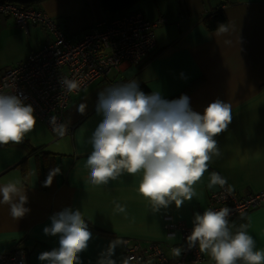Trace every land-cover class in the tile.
Wrapping results in <instances>:
<instances>
[{"label": "crops", "instance_id": "crops-1", "mask_svg": "<svg viewBox=\"0 0 264 264\" xmlns=\"http://www.w3.org/2000/svg\"><path fill=\"white\" fill-rule=\"evenodd\" d=\"M28 5L73 40L109 17L100 0ZM128 10L163 20L155 46L71 96L67 133H52L25 104L0 103V138L44 153L0 147V253L19 246L26 264H126L130 238L174 244L168 256L179 260L183 240L167 236L166 215L199 221L219 179L238 197L264 189V0H138ZM218 10L225 24L211 30L203 19ZM51 38L1 15L0 74ZM183 91L185 112L167 123L159 105ZM199 247L200 261L180 264H264V201Z\"/></svg>", "mask_w": 264, "mask_h": 264}, {"label": "built area", "instance_id": "built-area-1", "mask_svg": "<svg viewBox=\"0 0 264 264\" xmlns=\"http://www.w3.org/2000/svg\"><path fill=\"white\" fill-rule=\"evenodd\" d=\"M29 0H0V16L13 19L23 31L29 23L44 27L52 36L38 51L0 74V103L27 105L52 133H67L70 126L64 111L71 96L78 94L96 79L106 78L121 64L138 65L155 46V28L162 19L151 21L140 11L121 17H107L92 23L79 39L64 32L59 21L43 10L28 5ZM125 88V83L116 90ZM222 179L209 195V207L199 221L186 227L166 215L167 236L179 233L183 240L179 260L168 256L176 245L162 241L122 239L126 264H180L202 258L199 244L221 230L231 217L244 214L264 201V189L238 197ZM24 250L16 246L0 253V264H26Z\"/></svg>", "mask_w": 264, "mask_h": 264}, {"label": "trees", "instance_id": "trees-1", "mask_svg": "<svg viewBox=\"0 0 264 264\" xmlns=\"http://www.w3.org/2000/svg\"><path fill=\"white\" fill-rule=\"evenodd\" d=\"M136 1L138 0H100V5H101L102 11L107 12L108 16L112 18V17H117V16L121 17L131 12L128 9ZM203 20H205L206 26L211 30L218 29L225 24V16L223 12H221L220 10L206 15ZM135 89L137 92L142 91L145 94H148L147 87L143 85H141L140 87H136ZM185 93L186 91H183L177 95L170 96L168 97V99H164L159 105V110H161L160 113L167 123L169 122L171 123V122L179 120L181 116L184 114L185 107H184L182 98ZM14 143L23 145L26 148L29 156H43L44 155L41 149L32 147L28 142L17 141V140L8 139V138H0V147L9 146ZM24 162L25 160H23V163ZM20 164L22 165V162Z\"/></svg>", "mask_w": 264, "mask_h": 264}, {"label": "rangeland", "instance_id": "rangeland-1", "mask_svg": "<svg viewBox=\"0 0 264 264\" xmlns=\"http://www.w3.org/2000/svg\"><path fill=\"white\" fill-rule=\"evenodd\" d=\"M32 1H34V0H29V1L27 2V4H28L29 2L31 3ZM12 20H13V19H12ZM141 242H142L143 244L146 243V242H143V241H141ZM147 242H148V241H147Z\"/></svg>", "mask_w": 264, "mask_h": 264}]
</instances>
